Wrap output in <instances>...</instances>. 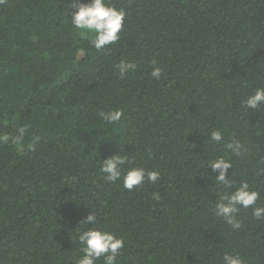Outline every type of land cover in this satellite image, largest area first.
<instances>
[{
  "label": "trees",
  "instance_id": "trees-1",
  "mask_svg": "<svg viewBox=\"0 0 264 264\" xmlns=\"http://www.w3.org/2000/svg\"><path fill=\"white\" fill-rule=\"evenodd\" d=\"M71 3L0 0V264H75L89 214L124 238L117 264H264V222L241 209L233 230L214 215L224 189L207 163L230 159L232 190L246 181L264 205V107L243 106L264 87V0H110L127 15L99 51ZM121 60L137 65L123 78ZM117 109L115 124L99 117ZM116 154L160 180L106 182L100 162Z\"/></svg>",
  "mask_w": 264,
  "mask_h": 264
},
{
  "label": "clouds",
  "instance_id": "clouds-1",
  "mask_svg": "<svg viewBox=\"0 0 264 264\" xmlns=\"http://www.w3.org/2000/svg\"><path fill=\"white\" fill-rule=\"evenodd\" d=\"M71 9H75L70 20L72 26L79 30L82 36L89 39L91 46L96 50H103L119 41V34L127 15L125 9L114 7L110 0H89L88 3H84L82 0H73ZM151 65V76L159 79L162 73L161 67L157 65L155 60L151 61ZM116 67L121 78H123L129 71L134 72L137 65L121 60ZM243 106L247 110L254 111L264 107V87L254 88L244 99ZM122 115L123 112L119 109L99 113L101 120L107 124L119 122ZM25 131L24 127H20L13 142L20 143ZM206 137L209 143H220L224 140V134L219 129H211ZM225 147L234 156H240L242 152L246 151L238 139H232ZM100 163V171L103 173L106 182L116 183L120 181L123 188L129 191L145 183L156 184L161 178V173L158 170H147L138 166L126 169L125 166L130 163L128 155L116 154ZM207 163L208 168H211L214 173L218 172L214 180L217 185L224 189L218 193L219 199L214 206V215L231 226L233 230L241 227V222L238 219L241 209L251 208L254 220L264 222V205L257 203L260 193L253 190L246 181H241L235 191L232 190L234 183L232 178L228 177V170L233 168L232 161L224 157H217ZM152 198L156 201L161 199L159 194L155 192L152 194ZM89 223L92 225L90 229L77 232L83 254L76 260L75 264H96L101 259H103V264H117V257L124 248V238L100 228L96 214H89L80 226H86ZM222 264H245V260L239 254L225 253L222 257Z\"/></svg>",
  "mask_w": 264,
  "mask_h": 264
}]
</instances>
